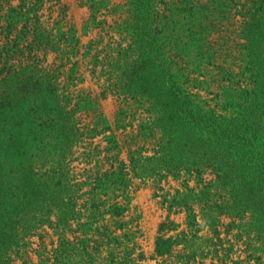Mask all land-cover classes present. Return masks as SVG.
<instances>
[{"label": "rangeland", "instance_id": "rangeland-1", "mask_svg": "<svg viewBox=\"0 0 264 264\" xmlns=\"http://www.w3.org/2000/svg\"><path fill=\"white\" fill-rule=\"evenodd\" d=\"M148 1L165 15L196 6L203 60L195 46L186 70L147 63L159 33L138 0L7 2L20 46L37 17L50 33L37 62L14 48L7 67L23 69L22 78L40 69L53 91L38 101L58 102L66 118L32 122L29 100L6 110L0 95V264H187L193 249L190 264H264V231L251 211L241 218L220 206L252 208L248 184L264 185V91L248 96L254 80L241 74L255 46L264 57V0ZM119 41L131 45L121 55ZM172 72L184 74L177 84ZM178 86L195 96L198 106H185L195 119L176 120L159 144L141 128L156 117L141 92L158 99ZM238 128L242 136L227 133ZM91 211L93 227L106 225L115 239L87 257L79 241L96 235L80 223ZM61 216L70 222L66 248Z\"/></svg>", "mask_w": 264, "mask_h": 264}, {"label": "trees", "instance_id": "trees-1", "mask_svg": "<svg viewBox=\"0 0 264 264\" xmlns=\"http://www.w3.org/2000/svg\"><path fill=\"white\" fill-rule=\"evenodd\" d=\"M8 1L10 2L11 0H0V95L3 98L1 106L6 110H8L9 108L10 110H12L13 108H16L19 103L29 100L31 112L30 118L32 122H35L36 119H47L46 122L49 121L63 123L66 118V116H64L62 113V108L64 110V107H61L58 102H55L53 100L48 101L45 99L42 100V103L38 101L39 99L36 95L39 94L41 96V94H43L42 92H45V90L53 91L51 89V84H47L45 86V81L42 77V74H40V69L35 67L37 69L38 77H36L35 75H28L22 78L21 75L24 74L23 69H12L11 67H7L6 65L7 60L12 55L11 50H13L14 48L21 51H23V48L28 49L29 52L33 53L35 62H37L38 51L43 48H47L46 46L49 42L50 37V33H48L47 29L43 26L40 18L37 17L35 19V25L33 26V28L31 27V29L28 28L27 30V34L25 36L26 42L24 41L23 45L20 46L15 39L16 34L14 36V30L13 27H11V22L9 21L10 16L8 13H6L8 9L6 6L8 4ZM186 2L187 1H185V3ZM138 4L141 11L140 13L142 14V18L146 15H152L153 13L154 17L156 18L155 24L156 26H158L157 31L159 34L155 38V48L151 47L150 50H147L150 56L147 63L151 64L152 62H157L164 65L165 61L168 59V61H170V64L176 65L178 67V71L186 70L188 65L192 62L190 50L195 49L193 48L195 46H198L200 48L197 52L195 61H200L205 58L206 52L203 51V46L205 45H197L198 41L204 39V37L201 36L203 32L201 31L200 33H196V31L194 30L195 26H197L195 25V21L198 19V16H196V14L199 11L194 9L196 8L195 5H192V7L182 6L181 8L175 9V12L170 6L169 9L167 8V11H170L171 13L169 15H165L160 13L154 2L150 3L148 0H138ZM9 9L10 10H8V12L15 10L14 7H11ZM4 18L7 19L6 25L3 24ZM199 25H201V22ZM29 36L31 37V39ZM62 36L64 38H69V35L66 32H62ZM142 36H144L143 32ZM72 38H75L74 33L73 35H71V39ZM123 39L125 40L126 38ZM118 47V54L121 55L124 51L128 50L131 45L125 47L123 46V42L119 41ZM208 47L209 59L212 58L213 61L216 51L212 50L211 52V47ZM144 48L145 47L143 46V49ZM155 50L159 55L153 53ZM253 52L257 54V56L249 54L250 56H248V58L244 60L245 65L241 66V74L244 75L245 80H254L253 82L249 83L253 85L252 89L245 90L248 96H252V94L256 93L257 91H264V57L260 58V51L258 46H255ZM181 53L184 54L183 57L179 56ZM161 56L164 57L160 58ZM35 68L33 69L36 70ZM180 75L183 76L184 74L179 73L177 75L176 72L171 73L172 81L174 84L178 83V77ZM254 78L257 79L255 80ZM178 87H180L178 88V90L170 89L166 95H161L158 99L154 98L155 96L149 94L151 90L141 92L144 97H147V103H150V106L146 109L147 112L156 114L155 119H151L148 124L144 122L141 128L142 130H146L144 131L145 136L151 138L158 137L159 144H161L163 141L165 142V138H167L168 140L171 139L172 134L170 129L171 126L175 124L176 120L188 119L190 121H193L195 119V116L193 114H190L189 111L185 110L186 104H190L191 108L192 106H198V104H196L195 96L193 94H190L189 92H186V90L184 88H181V86ZM18 92L21 93V98L17 97ZM44 114L47 116V118L44 117ZM157 127L161 129L160 134L159 132H157ZM227 133L232 135V137L237 135L242 136V129L238 128L232 131L229 130ZM173 139L174 138L172 137V140ZM164 145L165 143L163 144V147ZM234 179H236V177L232 176L231 180ZM248 185H250V197H252V195L254 196L252 208H245L243 206H240L239 203L230 205L228 202V204L224 205V203L227 202L226 200H222V205L220 206H222L223 208L234 207L238 209L237 212H229V215L240 216L241 218H244L247 215L248 211H251V220L255 225H258L260 231H264V185H260L258 184V182L254 181L250 182ZM217 213L222 214L224 212H221V210H219V212ZM118 214H121V212H119ZM94 215V212H92L91 215L88 216V220L86 221V223H80V225L82 226H87L88 229H93L96 235V238H94V240H91V238H86L79 241L81 242L80 244L83 245V247H78V249L82 251V253L84 252L85 256L87 257H93V251L97 252L99 250L98 246L101 244V241H105V238L107 239V243H111L115 239L111 237L109 229L106 225H103V227H99L98 225L93 227V225L97 221L94 218ZM69 223V218H65L64 220L63 216H61L57 223L58 227L62 229L60 235L61 248H66V246L70 243L69 238L65 233V228L67 227V225H69ZM91 241H93L97 246L91 247ZM59 250L62 251V249ZM196 257V252L193 249L192 253L188 257L189 260H186V263L190 264L192 262H195ZM92 263L95 264L93 261ZM119 264H121V262H119Z\"/></svg>", "mask_w": 264, "mask_h": 264}]
</instances>
